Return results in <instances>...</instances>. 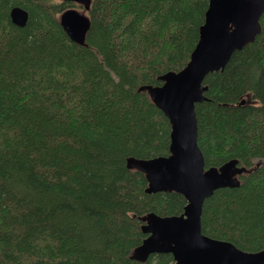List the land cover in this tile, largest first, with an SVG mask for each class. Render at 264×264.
Instances as JSON below:
<instances>
[{
    "label": "trees",
    "instance_id": "trees-1",
    "mask_svg": "<svg viewBox=\"0 0 264 264\" xmlns=\"http://www.w3.org/2000/svg\"><path fill=\"white\" fill-rule=\"evenodd\" d=\"M207 2L0 0V264L172 261L129 254L142 215L179 214L186 200L145 192L125 157L168 154L169 121L139 86L186 64ZM14 5L27 10L23 26ZM69 7L89 18L84 44L59 23ZM259 23L195 103L205 167L236 158L248 169L204 199L201 231L248 251L264 249V12Z\"/></svg>",
    "mask_w": 264,
    "mask_h": 264
},
{
    "label": "water",
    "instance_id": "water-1",
    "mask_svg": "<svg viewBox=\"0 0 264 264\" xmlns=\"http://www.w3.org/2000/svg\"><path fill=\"white\" fill-rule=\"evenodd\" d=\"M74 1L87 10L90 0ZM264 0H208L198 37L186 64L157 78L160 84L139 86L167 117L170 124L167 155L150 158L125 157V166L141 171L147 185L144 191H175L186 200L183 211L173 215L147 212L140 219L145 234L129 257L145 261L151 253H170L168 264H264V249L248 251L224 239L201 231L203 201L213 190L239 185L238 175L248 171L231 158L219 166L205 167L197 144L195 103L206 100L204 77L222 70L234 50L252 42L260 32L259 18ZM9 18L17 26L27 20V10L14 5ZM59 23L67 36L84 44L89 28L87 15L74 7L64 9ZM243 102V99L241 100ZM160 264V263H150Z\"/></svg>",
    "mask_w": 264,
    "mask_h": 264
},
{
    "label": "rangeland",
    "instance_id": "rangeland-1",
    "mask_svg": "<svg viewBox=\"0 0 264 264\" xmlns=\"http://www.w3.org/2000/svg\"><path fill=\"white\" fill-rule=\"evenodd\" d=\"M77 10L84 12L81 8L75 7Z\"/></svg>",
    "mask_w": 264,
    "mask_h": 264
},
{
    "label": "flooded vegetation",
    "instance_id": "flooded-vegetation-1",
    "mask_svg": "<svg viewBox=\"0 0 264 264\" xmlns=\"http://www.w3.org/2000/svg\"><path fill=\"white\" fill-rule=\"evenodd\" d=\"M78 4V3H77ZM80 5V4H79ZM82 6V5H81ZM83 8V7H82Z\"/></svg>",
    "mask_w": 264,
    "mask_h": 264
}]
</instances>
